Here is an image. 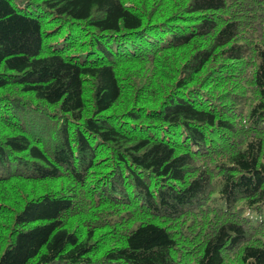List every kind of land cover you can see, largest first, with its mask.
Segmentation results:
<instances>
[{
    "label": "trees",
    "instance_id": "trees-1",
    "mask_svg": "<svg viewBox=\"0 0 264 264\" xmlns=\"http://www.w3.org/2000/svg\"><path fill=\"white\" fill-rule=\"evenodd\" d=\"M0 264H264V0H0Z\"/></svg>",
    "mask_w": 264,
    "mask_h": 264
}]
</instances>
